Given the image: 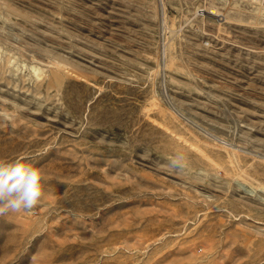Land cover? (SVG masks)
<instances>
[{"label": "rangeland", "instance_id": "374dc122", "mask_svg": "<svg viewBox=\"0 0 264 264\" xmlns=\"http://www.w3.org/2000/svg\"><path fill=\"white\" fill-rule=\"evenodd\" d=\"M18 155L0 264H264V0H0Z\"/></svg>", "mask_w": 264, "mask_h": 264}, {"label": "clouds", "instance_id": "9594fccd", "mask_svg": "<svg viewBox=\"0 0 264 264\" xmlns=\"http://www.w3.org/2000/svg\"><path fill=\"white\" fill-rule=\"evenodd\" d=\"M171 163L176 166L179 158ZM46 181L43 170L34 167L23 155L0 159V215L33 209L44 194Z\"/></svg>", "mask_w": 264, "mask_h": 264}, {"label": "bare ground", "instance_id": "6f19581e", "mask_svg": "<svg viewBox=\"0 0 264 264\" xmlns=\"http://www.w3.org/2000/svg\"><path fill=\"white\" fill-rule=\"evenodd\" d=\"M246 9V8H245ZM213 12V11H212Z\"/></svg>", "mask_w": 264, "mask_h": 264}]
</instances>
